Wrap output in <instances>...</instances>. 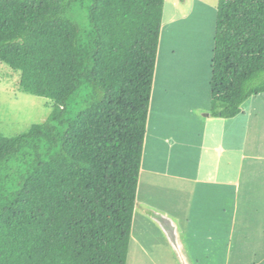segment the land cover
<instances>
[{
	"label": "trees",
	"instance_id": "1",
	"mask_svg": "<svg viewBox=\"0 0 264 264\" xmlns=\"http://www.w3.org/2000/svg\"><path fill=\"white\" fill-rule=\"evenodd\" d=\"M165 2L0 0V63L53 102L0 133V264H127ZM216 19L227 119L264 93V0H218Z\"/></svg>",
	"mask_w": 264,
	"mask_h": 264
},
{
	"label": "crops",
	"instance_id": "2",
	"mask_svg": "<svg viewBox=\"0 0 264 264\" xmlns=\"http://www.w3.org/2000/svg\"><path fill=\"white\" fill-rule=\"evenodd\" d=\"M167 1L161 37L169 28L170 34L184 36L185 42L182 48L172 49L173 63L179 64L173 66L177 67V76L165 77L158 84L175 90V114L181 110L197 121L195 130L203 138L199 149L205 153L200 151L195 164L181 160L185 149L179 144L182 152L173 167L171 154L160 152L157 145L154 147L158 157L150 152L152 138L147 130L136 202L142 211L135 210L127 264H147L151 261L148 254L161 264H181L173 247L169 248V241H165L162 227L155 224L162 220L176 225L191 264H264V93L248 99L239 115L227 119L212 116L207 111L210 105H203L204 102H189L188 91L197 95V87L203 89L205 78L211 79L212 57L203 45L194 44L195 20L189 16L194 10L192 4L199 0H171L181 14L178 16L183 17L172 18L170 27L165 18ZM187 6L192 9L186 11ZM182 19L190 22L187 29L176 24ZM181 49L187 53L179 55ZM211 49L213 56L214 48ZM160 52L161 46L156 68ZM249 101L248 108L245 105ZM242 114L245 118H239ZM215 131L218 139L213 136ZM209 136L212 140L208 148L203 143ZM168 141L170 150H174L175 140ZM229 147L236 148L234 154H226ZM192 148L195 150L197 144H192ZM206 153L210 164L208 159L205 161ZM233 156L237 163H233ZM140 235L147 240L151 253L146 244L139 242Z\"/></svg>",
	"mask_w": 264,
	"mask_h": 264
},
{
	"label": "rangeland",
	"instance_id": "3",
	"mask_svg": "<svg viewBox=\"0 0 264 264\" xmlns=\"http://www.w3.org/2000/svg\"><path fill=\"white\" fill-rule=\"evenodd\" d=\"M217 4L218 0L196 1L192 4L194 10L189 16V19L191 17L195 20L194 30L196 31L197 37L194 44L203 45L205 47L204 50H207L206 53H211V57H213L211 48H214L215 44L214 40L217 20ZM166 6L165 18L166 21L169 22L168 25L170 27V25L172 24V18H181L183 16H178L181 14L178 12V8L176 9L173 6L171 0L167 1ZM190 9H192V6H187L186 11ZM189 19L185 18V20ZM185 20H178L179 22L177 21L176 24L180 25V27L185 26V28L187 29V26H189L190 22ZM169 32L170 29L167 28L161 37V54L154 76L148 121L149 124L147 130L149 132L150 138H152L150 152L158 157V153L157 151H155L154 147L157 145L160 152L165 151V153H169L173 156L172 165L173 167H175L177 165V156L179 155L180 151L182 152V150H180L179 144L182 146V149H185L183 150L185 153L183 152V156L179 158L184 161H192L194 162V164L198 158L197 155L200 156L201 152L204 154L205 150L201 151L199 149L200 143L203 138H201L195 130V128L198 127L197 121L191 118L192 115L185 116L186 113L183 114L184 112L181 110H179V114H175L174 106L177 99V96H175L174 94L175 90L169 85L164 87L158 84V82L165 77L177 76V67L173 66H178L179 64L173 63L175 61V58L172 55V49L182 48V45L185 42L184 36L174 35L173 33L170 34ZM208 49L210 50L208 51ZM181 53L186 54L187 51L181 49L179 50V55H181ZM19 76L20 73L18 71L14 70L5 63H0V133L7 136L16 135L23 131H26L34 123L44 122L50 116V113L53 109V102L50 99L18 91L17 80ZM203 83V89L197 87L199 96L198 94L194 95V93H190V90L188 91V100L189 102L195 101L194 103L204 102L203 105H210L211 107V79L209 77H206ZM205 98H207V100H205ZM250 104L251 103L249 101L248 105L245 106L248 107ZM246 110L248 111V109ZM207 111L211 114V108ZM239 118H245V116L242 114L241 116H239ZM181 125L184 126L181 128ZM213 136L215 139L219 138L216 131L214 132ZM211 138L212 136H209L208 138L204 139L203 144H206L205 146L208 148L211 145ZM168 139H173L176 142V147L172 151L170 150ZM192 144H197V148L195 150H192ZM226 149V154L228 152H232L234 154V152L236 151V148L233 150H231L230 147ZM226 154H224V156L227 157ZM236 156L237 158L239 157L238 152L236 153ZM207 157H209V153H206L205 161H207L208 159L209 163H207L210 164L211 158ZM232 158L234 159L233 163H237V158L235 156H233ZM224 160L225 157L222 158V162ZM178 167L181 168L180 165ZM181 169L185 171L184 168ZM136 209L142 211L140 207L136 206ZM151 220L155 222L153 219ZM155 224L159 228H161L159 222H155ZM161 230L165 235V241H167L168 238L164 230L162 228ZM139 242H141L143 246L145 244L147 245V249H149V251L147 252H152L150 246L147 243V240L145 242V238H142V235H140ZM170 246L171 245H169V248L171 249L172 246ZM185 249L187 251V248ZM172 250L173 252H175L173 248ZM175 255H177L176 252ZM148 257L151 259V261H149L147 264H161L156 259L153 260L150 254H148Z\"/></svg>",
	"mask_w": 264,
	"mask_h": 264
},
{
	"label": "water",
	"instance_id": "4",
	"mask_svg": "<svg viewBox=\"0 0 264 264\" xmlns=\"http://www.w3.org/2000/svg\"><path fill=\"white\" fill-rule=\"evenodd\" d=\"M159 223L164 230L171 246L175 250L180 263L191 264L181 244L176 225L170 220H162L159 221Z\"/></svg>",
	"mask_w": 264,
	"mask_h": 264
}]
</instances>
